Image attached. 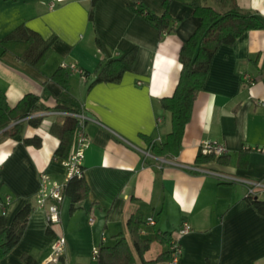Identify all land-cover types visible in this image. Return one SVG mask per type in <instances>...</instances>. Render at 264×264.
Masks as SVG:
<instances>
[{"label":"crops","instance_id":"obj_1","mask_svg":"<svg viewBox=\"0 0 264 264\" xmlns=\"http://www.w3.org/2000/svg\"><path fill=\"white\" fill-rule=\"evenodd\" d=\"M190 1L171 0L175 29L160 37L158 28L129 5L144 4L162 14L164 0H97L93 21L89 18L92 0H0V37L20 24L43 38L56 35L52 52L40 68L0 45V88L9 105L26 93L43 95L46 90L45 103L55 105L64 87L52 74L63 62L75 63L77 68L68 69V89L101 122L86 123L90 142L83 166L90 193L75 206L65 195L61 220L52 226L36 194L41 172L59 180L68 172L65 160L54 154L60 143L51 131L57 114L43 115L38 126L23 120L24 137L41 136L40 147L0 130V196L13 198L10 221L26 204L33 205L20 241L0 264H29L22 259L25 253L45 263L58 235L67 240L63 264H97L93 247L102 241L115 242L119 232L132 246L133 264H146L168 250V244L159 241V232H174L184 220L192 229L181 236L179 264H264V214L248 203L247 184L181 165L264 181V106L260 104L264 29L246 30L234 43L217 48L178 153H147L148 138L164 141L172 128L171 112L162 107L161 98L173 94L182 69L180 49L200 22ZM237 1L244 10L264 17V0ZM202 2L225 10L216 0ZM134 47L138 49L134 66L119 81L89 87L101 60L121 58ZM205 140L224 145L229 161L197 162ZM244 148L250 153L242 167L238 157ZM161 156L174 162L162 161ZM263 195L259 189L254 197ZM133 214L144 220L141 236L151 240L143 255L128 228ZM153 264H167V259Z\"/></svg>","mask_w":264,"mask_h":264},{"label":"trees","instance_id":"obj_2","mask_svg":"<svg viewBox=\"0 0 264 264\" xmlns=\"http://www.w3.org/2000/svg\"><path fill=\"white\" fill-rule=\"evenodd\" d=\"M97 0H92L89 10V18L94 19V6ZM225 10L220 11L215 7L203 4L202 0H191L189 4L193 7L194 14L200 18L198 26L193 33L184 41L180 49L179 59L182 69L176 88L172 95L161 98L162 107L171 112L172 128L166 140L157 142L148 138L151 143L150 150L156 155H176L181 148L182 139L187 123L192 116L194 101L202 89L212 57L217 48L223 43L232 44L246 30L264 29V17L257 12L244 10L237 0H216ZM171 0H164V12L158 14L144 4H130V8L136 13L143 14L160 31V37L175 29L176 19L170 13ZM56 35L43 38L37 31L25 24H20L6 35L0 37V45L4 50L16 54L24 62L40 68L52 52V45ZM138 49L132 48L121 58L110 61L101 60L94 69L95 78L89 87L97 82L119 81L123 74L134 66ZM52 78L64 87V91L57 98L56 104L49 106L45 103L49 93L46 90L43 95L26 93L14 106H10L7 95L0 88V130L8 137L22 139L26 144H34L40 147L43 143L42 137L35 135L24 137L22 131L23 120L38 126L43 115L32 114L43 110H66L80 111L82 106L69 91L68 69L59 66L52 74ZM32 115V116H29ZM79 119L71 114H57L56 120L51 126V131L60 138V143L55 150V156L69 158L76 142ZM250 149L244 148L239 151L238 165L244 167L248 163ZM218 160L222 163L229 161L226 154L201 153L197 162ZM90 193V185L84 174L73 176L67 182L65 195H70L73 206L86 199ZM3 197L0 196V200ZM250 205H254L259 212L264 214V195L261 198L247 197ZM33 209L32 203L26 204L10 221L9 214L0 212V259L7 255L20 241L27 225L29 215ZM144 223L139 214H133L128 220V228L135 247L141 255L149 247L151 240L141 236V228ZM115 242L99 244L97 264H133L135 261L132 246L123 232H119ZM160 242L168 244L172 232H159L157 235ZM166 251L158 258L145 261L153 264L161 259H168ZM22 259L29 264H47L35 259L32 255L25 253Z\"/></svg>","mask_w":264,"mask_h":264},{"label":"built area","instance_id":"obj_3","mask_svg":"<svg viewBox=\"0 0 264 264\" xmlns=\"http://www.w3.org/2000/svg\"><path fill=\"white\" fill-rule=\"evenodd\" d=\"M62 66L67 69L77 68L75 63H68L63 62ZM83 72L82 69H79ZM260 104L264 106V100H260ZM71 114L76 116L79 119L78 122V130L76 135V142L75 148L72 151L69 158L64 159L67 167L68 172L63 180H59L51 176L48 172H41L40 173V187L36 194V202L38 206L44 208L46 212V220L49 226H52L55 223L60 222L61 220V204L65 197V188L67 182L73 176H82L84 174V166L83 160L85 157V150L90 142V137L86 131V123L89 120L96 121L101 124V122L88 114L83 108L80 111H66V110H43L38 111L34 114L35 115H45V114ZM29 115V116H32ZM161 118H159L160 120ZM155 141V140H153ZM151 143H149V148L147 153H150ZM215 153L225 154L226 147L222 144L211 143L208 140H205L202 147V153ZM162 161H169L166 156L159 157ZM185 167L194 169V170H203L212 174L217 175L220 179L224 181H241L247 184V192L246 196H254L256 191L259 189L264 190V181L263 180H249L237 176H233L230 174H225L223 172L207 170L199 165H189V164H181ZM13 203V198L11 195H5L0 200V212L3 214H9L10 207ZM92 221V219H90ZM150 223H154V219L152 217L149 218ZM192 229V225L188 220H184L182 224L172 232V237L168 243V254L169 257L167 259V264H179V260L183 254V245L181 242V236L188 233ZM106 237L103 236V240ZM66 245L67 240L64 235H58L55 237L52 245H51V252L49 254L48 260L46 261L47 264H63L62 257L66 252ZM99 253V245L93 247L92 250V257L97 262Z\"/></svg>","mask_w":264,"mask_h":264},{"label":"clouds","instance_id":"obj_4","mask_svg":"<svg viewBox=\"0 0 264 264\" xmlns=\"http://www.w3.org/2000/svg\"><path fill=\"white\" fill-rule=\"evenodd\" d=\"M262 13H264V9H262Z\"/></svg>","mask_w":264,"mask_h":264},{"label":"snow or ice","instance_id":"obj_5","mask_svg":"<svg viewBox=\"0 0 264 264\" xmlns=\"http://www.w3.org/2000/svg\"><path fill=\"white\" fill-rule=\"evenodd\" d=\"M3 159V157H0V160H2Z\"/></svg>","mask_w":264,"mask_h":264},{"label":"rangeland","instance_id":"obj_6","mask_svg":"<svg viewBox=\"0 0 264 264\" xmlns=\"http://www.w3.org/2000/svg\"><path fill=\"white\" fill-rule=\"evenodd\" d=\"M110 241H113V239H111Z\"/></svg>","mask_w":264,"mask_h":264}]
</instances>
